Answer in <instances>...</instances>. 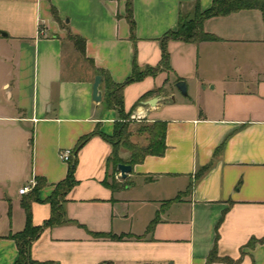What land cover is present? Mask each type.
<instances>
[{
    "label": "crops",
    "instance_id": "crops-1",
    "mask_svg": "<svg viewBox=\"0 0 264 264\" xmlns=\"http://www.w3.org/2000/svg\"><path fill=\"white\" fill-rule=\"evenodd\" d=\"M127 2L0 0V264L18 258L11 235L26 225L22 202L31 199L32 222L42 225L74 160L77 182L63 205L69 222L43 231L33 259L205 264L217 240L219 256L264 264V10L208 18L203 28L218 39L185 42L163 37L186 8L199 3L204 11L212 0H132L133 30ZM164 48L170 68L122 94L131 123L166 124V150L123 178L114 145L100 134L75 149L96 131L112 137L124 121L106 102L102 72L124 83L134 64L140 71L161 66ZM97 75L101 101L93 99ZM117 155L127 161L130 151L120 144ZM110 233L133 237L95 236Z\"/></svg>",
    "mask_w": 264,
    "mask_h": 264
},
{
    "label": "trees",
    "instance_id": "trees-1",
    "mask_svg": "<svg viewBox=\"0 0 264 264\" xmlns=\"http://www.w3.org/2000/svg\"><path fill=\"white\" fill-rule=\"evenodd\" d=\"M257 8L260 10H264V0H212L211 6L202 11L199 7V3L195 4V15L193 17L186 16L184 13H180L178 18V24L176 30L168 31L163 39L172 38L178 39L185 42H199V41H207V40H217L218 37L212 34L207 33L203 28V23L206 19L214 17V16H224L231 14L233 12H237L243 9H253ZM53 14L55 17H58L57 12L53 9ZM127 17L129 23L131 25L132 30L135 28V21L133 17V6L132 0H128L127 2ZM169 53L164 48L163 49V59L161 66L155 67H147L144 71H140L137 65L134 64L133 74L129 77L124 83H115L111 82V80L102 72V76L106 78L108 94L106 98V102L109 106L116 107L120 110L121 116L124 121H120L116 123V130L112 137H109L100 131H96L93 134L87 135L82 138L75 151L80 148V146L92 135L100 134L106 140L111 142L114 145V169L116 170L119 163H128L130 165H134L135 163L141 162L147 155H162L166 150V124L163 122H155L148 123L146 122L144 127L138 130V133H142L144 131L147 133L149 138V143L147 145H139L136 142L130 140L128 138L129 128L132 124L129 120V115H126L124 112V104H123V94L122 90L125 85L142 79L148 74H156L162 68H170L169 67ZM181 81V79H179ZM153 92L146 93L142 99L150 96ZM145 122V121H144ZM123 145L130 151V158L127 161L121 160L117 155L118 147ZM76 167V161H72L69 166V173L65 180L59 182L53 194L49 197L48 201L51 204L52 212L51 216L42 224V225H34L31 217V199H26L22 202L23 208L26 212V225L24 229L20 232L14 233L11 237L15 240L16 245L18 247V258L13 264H58L52 261H38L31 257V246L32 243L37 240L43 231L57 224H62L69 222L66 218L65 211L63 208L64 202L66 200V194L72 189V187L76 184V179L74 177ZM41 185V181L39 180L37 185L34 187L33 192H37ZM112 188L116 189L117 185L115 181L109 184ZM175 200V199H174ZM157 218L152 220L150 223L148 230L153 227ZM221 222V220H220ZM219 222V224H220ZM97 237H109L113 240H125L127 238L133 237L130 234H95ZM136 238H141L140 236ZM257 242V239H252L250 241V245H254ZM243 256L239 260H233L230 257H221L218 253L217 240L213 249L211 250L207 262L205 264H214L217 261H224L230 264H237ZM101 264H114L113 262H103Z\"/></svg>",
    "mask_w": 264,
    "mask_h": 264
},
{
    "label": "water",
    "instance_id": "water-1",
    "mask_svg": "<svg viewBox=\"0 0 264 264\" xmlns=\"http://www.w3.org/2000/svg\"><path fill=\"white\" fill-rule=\"evenodd\" d=\"M102 81V76L101 75H97L95 77V81H94V85H93V99L96 101H101L102 99V93L100 92L99 86L100 83ZM176 87L178 88V90L181 92L182 95L187 96L188 95V85L185 81L181 80L178 81L176 83ZM156 101V99H151L148 102L150 104H154ZM118 169L121 173V176L123 178H126L128 173H130L133 169L132 165L130 164H126V163H119L118 164Z\"/></svg>",
    "mask_w": 264,
    "mask_h": 264
},
{
    "label": "rangeland",
    "instance_id": "rangeland-1",
    "mask_svg": "<svg viewBox=\"0 0 264 264\" xmlns=\"http://www.w3.org/2000/svg\"><path fill=\"white\" fill-rule=\"evenodd\" d=\"M184 15L193 17L195 15V7L192 6L191 8H186L184 10ZM145 123L146 122L144 121L132 123L129 128L130 134H128L129 135L128 138L130 137L131 141L136 142L141 146L147 145L149 143V138L147 133H145L144 131H142V133L140 134L138 133V130L144 127Z\"/></svg>",
    "mask_w": 264,
    "mask_h": 264
},
{
    "label": "built area",
    "instance_id": "built-area-1",
    "mask_svg": "<svg viewBox=\"0 0 264 264\" xmlns=\"http://www.w3.org/2000/svg\"><path fill=\"white\" fill-rule=\"evenodd\" d=\"M71 155H72V152L70 151V150H66V151H63L62 153H61V157L64 159V160H69L70 159V157H71ZM28 191V187H23V188H21L20 189V193L21 194H24V193H26Z\"/></svg>",
    "mask_w": 264,
    "mask_h": 264
}]
</instances>
